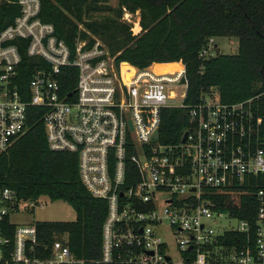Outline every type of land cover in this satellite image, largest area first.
<instances>
[{
	"label": "built area",
	"instance_id": "built-area-1",
	"mask_svg": "<svg viewBox=\"0 0 264 264\" xmlns=\"http://www.w3.org/2000/svg\"><path fill=\"white\" fill-rule=\"evenodd\" d=\"M17 5L12 24L0 29V153L26 132L27 109L39 108L49 148L75 154L80 182L106 201L102 262L264 264V74L244 100L223 103L211 87L186 105L182 63L169 79L150 67L117 62L93 36L77 37L69 47L39 20V0ZM216 48L208 39L199 57H214ZM22 51L38 59L23 90ZM123 65L131 70L129 80ZM73 68L75 89L62 95L59 78ZM173 108L186 110L188 127L178 143L164 144L161 112ZM221 196L251 197L253 224L219 210ZM39 199L21 201L0 187V264L73 263L60 240L52 243L50 257L35 256L34 224L15 226L11 247L3 222L43 205ZM222 216L237 227L217 232L210 223ZM162 233L174 240L177 259Z\"/></svg>",
	"mask_w": 264,
	"mask_h": 264
},
{
	"label": "trees",
	"instance_id": "trees-1",
	"mask_svg": "<svg viewBox=\"0 0 264 264\" xmlns=\"http://www.w3.org/2000/svg\"><path fill=\"white\" fill-rule=\"evenodd\" d=\"M18 0H0V29L12 24L19 14ZM39 0V20L52 25L57 39L73 47L77 37L99 39L117 62L150 70L172 79L185 67L187 81L184 103L198 102L211 87L219 88L223 103L249 97L264 74V0ZM139 13L138 34L121 22L123 13ZM109 14L93 20L94 14ZM82 26V29L79 26ZM235 38L234 55L218 54L202 59L199 54L210 38ZM36 58L22 51L19 66L20 89H25L35 69ZM173 64H180L174 68ZM129 80L131 70L123 66ZM76 70L62 72L61 94L73 92ZM42 111L29 107L26 132L0 153V187L15 191L21 201L46 197L67 203L75 212L70 222H36L34 255L50 257L55 240L63 241L72 264H121L102 262V229L107 215L106 201L92 197L79 180L77 156L49 148L41 121ZM188 127L184 109L161 112L159 141L175 144ZM218 209L253 224L254 201L247 196L217 197ZM11 247L15 225L3 222ZM8 264H13L9 262Z\"/></svg>",
	"mask_w": 264,
	"mask_h": 264
},
{
	"label": "rangeland",
	"instance_id": "rangeland-1",
	"mask_svg": "<svg viewBox=\"0 0 264 264\" xmlns=\"http://www.w3.org/2000/svg\"><path fill=\"white\" fill-rule=\"evenodd\" d=\"M109 5L114 8L117 6V0H110ZM111 17V15L107 14H94L92 16L93 20L101 21L107 17ZM121 22H124L131 26L132 34H138L141 30L139 26V13L136 14H128L123 13V16L120 19ZM138 25V30H135V26ZM214 43L220 51V54L224 55H234L237 52V40L235 38L221 37L214 38ZM181 100L178 98L176 100V104H180ZM39 203H43V205L37 204L33 208H24V210H20L18 213H14L10 216V223L19 227L23 225H33L36 222H70L75 220V212L73 209L65 202L55 201L52 202L46 197H41L39 199ZM218 221V223L212 224L210 226L213 227L217 232L225 229L236 228L238 222L230 217L222 216L214 218ZM163 239L166 240L169 246V251L173 259L178 258V254L176 249H174V240L171 235L167 233H162Z\"/></svg>",
	"mask_w": 264,
	"mask_h": 264
},
{
	"label": "water",
	"instance_id": "water-1",
	"mask_svg": "<svg viewBox=\"0 0 264 264\" xmlns=\"http://www.w3.org/2000/svg\"><path fill=\"white\" fill-rule=\"evenodd\" d=\"M219 53H220L219 49L216 48V50H215V54L218 55ZM263 70H264V63H263L262 68H261V73H263ZM217 90L219 91V88H217ZM157 135H158L157 132L153 135V139H154V140L157 139ZM186 136H187V134L185 133L184 136H183L182 141H184V140L186 139Z\"/></svg>",
	"mask_w": 264,
	"mask_h": 264
},
{
	"label": "bare ground",
	"instance_id": "bare-ground-1",
	"mask_svg": "<svg viewBox=\"0 0 264 264\" xmlns=\"http://www.w3.org/2000/svg\"><path fill=\"white\" fill-rule=\"evenodd\" d=\"M138 25L135 26V30L137 31L138 30ZM180 65V64H179ZM178 64H173L174 68H177L179 66ZM124 66V65H123ZM124 71L123 67H122V72ZM124 76V75H123Z\"/></svg>",
	"mask_w": 264,
	"mask_h": 264
}]
</instances>
